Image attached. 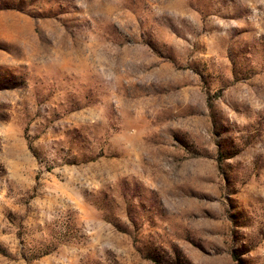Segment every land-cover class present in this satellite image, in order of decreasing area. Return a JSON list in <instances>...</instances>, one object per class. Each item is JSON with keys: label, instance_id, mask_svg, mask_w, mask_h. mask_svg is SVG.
Returning a JSON list of instances; mask_svg holds the SVG:
<instances>
[{"label": "rangeland", "instance_id": "374dc122", "mask_svg": "<svg viewBox=\"0 0 264 264\" xmlns=\"http://www.w3.org/2000/svg\"><path fill=\"white\" fill-rule=\"evenodd\" d=\"M0 264H264V0H0Z\"/></svg>", "mask_w": 264, "mask_h": 264}]
</instances>
